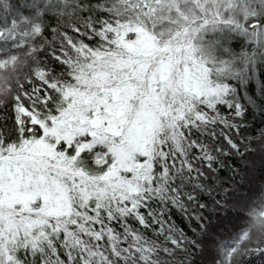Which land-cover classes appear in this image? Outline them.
I'll list each match as a JSON object with an SVG mask.
<instances>
[{"label":"snow or ice","instance_id":"6c2138e0","mask_svg":"<svg viewBox=\"0 0 264 264\" xmlns=\"http://www.w3.org/2000/svg\"><path fill=\"white\" fill-rule=\"evenodd\" d=\"M0 264H264V0H0Z\"/></svg>","mask_w":264,"mask_h":264},{"label":"trees","instance_id":"16d2710c","mask_svg":"<svg viewBox=\"0 0 264 264\" xmlns=\"http://www.w3.org/2000/svg\"><path fill=\"white\" fill-rule=\"evenodd\" d=\"M175 219L177 220V222H179V220H180V214L179 213H176Z\"/></svg>","mask_w":264,"mask_h":264}]
</instances>
